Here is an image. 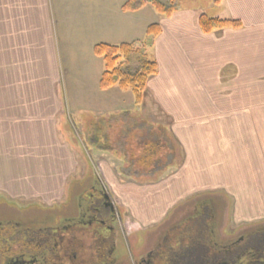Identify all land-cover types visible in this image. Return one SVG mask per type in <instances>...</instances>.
Listing matches in <instances>:
<instances>
[{
	"label": "crops",
	"instance_id": "crops-1",
	"mask_svg": "<svg viewBox=\"0 0 264 264\" xmlns=\"http://www.w3.org/2000/svg\"><path fill=\"white\" fill-rule=\"evenodd\" d=\"M106 1L102 0L99 5L80 4L83 10L93 7L89 15L94 35L109 34L114 23L124 19L127 22L135 19L131 27H121L125 30L123 35H129L124 37L128 41L142 38L153 23L161 25L162 33L153 49L158 73L149 80L137 111L142 114V120L170 121L169 130L184 149L180 169L154 186L165 189L157 199L156 211L151 208L145 212L136 211L134 200H139V194L145 192L143 190L148 185L128 177L122 181L113 172L115 165L119 166L117 159L109 157V162L106 158L100 159L103 178L108 184L114 181L119 188L128 186L132 189L127 191L128 195L122 193V188L118 193L113 190L119 196V205L126 211V218L144 232L151 231L188 198L220 189L230 199L228 209L224 210L235 229L258 226L264 221V199L256 196L262 189H256L259 184L252 179L258 178L253 149L256 155L264 154V99L256 102L241 98L243 94L240 91L264 90V0H222L226 15L218 14V17L240 20L242 27L208 34L202 32L199 25L200 15L206 12L201 6L181 7L169 17L153 10L156 13L152 17L141 18L136 16L142 15L144 8L152 6L146 5L136 12H124L121 7V12L114 15L111 9L105 10ZM53 19L49 0H0V144L6 137V145L14 139L17 143L19 138L27 157L18 167L30 168V177L39 171L46 172L43 177L46 192L49 187L47 196L29 194L28 199H42L47 203L65 198L66 186L85 167L81 145L75 141V136H71L69 121L65 117L67 104L63 97L59 57H63L64 62L66 58L56 44ZM81 19L87 20L88 17ZM111 36L112 39L101 37L95 43L91 42L88 51L95 54L94 48L99 43L115 45L117 41L114 39L120 38L121 34ZM76 53L85 55V47L77 48ZM103 72L104 64L95 77L99 89ZM111 91H116L120 98L131 93L117 86L105 89L103 93ZM82 103L106 115L121 104L116 98L108 104L103 102V107H95V102L79 101L74 106L80 107ZM130 104L135 105L134 98ZM147 108L153 117H146ZM240 122H246L241 125V130ZM259 126L262 128H258V133ZM242 129L249 133V163L240 162ZM88 143L91 150L101 154L99 139H89ZM96 157L101 158L99 155ZM227 157L234 158V163L247 171L246 175L235 167L236 175L225 177V168L234 167ZM262 157L259 167L264 169V155ZM50 175L54 180L48 182L49 185L46 181ZM244 179H249L248 193L244 192ZM0 192L13 200L27 198L13 190L0 189ZM170 193L171 197L166 202L165 195Z\"/></svg>",
	"mask_w": 264,
	"mask_h": 264
},
{
	"label": "rangeland",
	"instance_id": "rangeland-1",
	"mask_svg": "<svg viewBox=\"0 0 264 264\" xmlns=\"http://www.w3.org/2000/svg\"><path fill=\"white\" fill-rule=\"evenodd\" d=\"M49 1L53 9L54 38L59 50L61 51L62 55L66 58V62H64L63 57H59V60L61 61L60 65L63 83V97L67 104L65 117L66 120H72L73 123H75L80 129L79 133H81L80 137L82 138L80 145L85 155L84 156L81 154L84 158V161L82 160V162L85 167L82 171H80L81 174L79 176L77 175L76 177H74L73 181L66 186V194L68 193V191L69 193L72 191L74 193H77L80 189L84 188L88 184V178L85 179V170H87V167L89 166V172H91V177L92 175H94L97 177V179L99 178L98 180L102 181L101 185L103 186L105 193H108L109 197L112 198L109 200L114 204L115 207L114 212L117 216L116 224L119 227L120 234L123 236V238L124 234H127L126 240L122 239L119 240V242L117 243L116 248L114 249L117 253L116 256L127 260L129 259L132 264L134 262V259L137 260L146 253L148 249L147 244L151 232H137L136 230L131 231L132 228L130 226H133L134 223L130 222L129 219L126 218V211L119 205V196L116 193H118V191L120 192V189L122 188V193L124 195H128L127 191L132 189H128L130 188L128 186H126V188H119V186L115 184L114 181L112 183L113 185L108 184L103 178V170L101 169L103 162L101 160H104L106 158L109 162V157L116 158V163L119 166H116L114 164L115 167L113 168V172L119 179L122 178V181H124L123 178L125 177L132 179L133 175L137 176L139 173H141L138 171L136 172L130 168L132 158L140 157L139 163H141L142 167L148 164L150 165L152 161H157L155 163L157 166V171L155 170L156 173L154 171L150 173H154L153 176L156 175L157 177H159L158 179L154 180L153 177H149L146 179L145 182H143L133 178L136 182L140 184L148 185L145 186V188L147 189L143 190L145 192H141L139 194V200H134V209L136 211L140 209L142 212H145L146 209L151 208L156 211L158 209L157 199L160 198L161 194L165 192V189H162V187L160 188L154 186L168 175H175V172L180 169L179 166L182 165L183 160L181 163L178 164L180 157L179 155H182L180 157V160L182 158L184 159V149L180 142L173 136L172 132L169 130L172 124L170 121L168 122L157 120H142V114L137 111V106L130 104V101H132V99L134 98V94L132 93V91L130 93L132 94V98L130 97L129 93H126V95L120 98L117 96L116 91H111L112 93L109 92L104 94L103 90L99 89V87H97V84H95L96 73L98 71H102L104 61L103 59H99L98 57L94 56L95 54L91 50L88 51V45H90V43L93 41L95 43L96 41L101 39V37H103V39H105V37H107L108 39H112V34H121L120 38L114 39L117 41L115 42V44L144 40L146 38V34L142 38H138L135 40H124L126 39L124 37L129 35H123L125 34V30L121 28L122 25H128L129 27H131V24H133L135 19H128V22L126 21V19L122 21L118 20L114 23V26H112L111 31L108 32L109 34L94 35L95 29L94 25L91 22V15H89V13L93 11V7L83 10V5L80 4L98 3L99 5L102 0ZM127 1L129 0H107L106 3H104V5L107 6L105 7V10L108 11L109 9H111V11L114 12V15L119 14L121 12L122 5L125 4ZM178 1L181 7H186L187 5L201 6L210 15H226L225 5L224 2H221L222 0H219V2H215V0ZM108 6H112V8H108ZM101 7L103 6H100V9H102ZM152 8L153 7L144 8V10L141 12L142 15H137L136 17H152V14L156 11H153L154 9ZM85 13L87 14V16H85ZM85 17H88V19H81ZM115 24L118 25L115 26ZM83 47H85V55H83L82 53L81 55L76 53L77 48L82 49ZM153 48L154 47L152 46L148 50V52L149 56L155 60ZM81 62L83 64L79 66ZM82 79L85 80L80 84V81ZM240 92L241 94H243L241 98H248L256 102H259L261 101V99H264V90H261V88L242 89ZM116 98L121 104L116 106L117 109L113 110V112H111V114L109 115H106L105 113H97L93 109V106H91L93 108L89 107V104L85 106V103H82L80 104V107L74 106L79 101L86 103L95 102L93 103L95 107H103V102H113ZM149 109L150 108L145 109V112L147 111V118L153 117V113H151ZM72 121L68 127L72 132L71 136L74 137L75 134L73 135L72 131ZM245 123L246 122H240V130L241 125ZM258 128H262V126L257 127V132L259 133L260 131ZM93 136L96 137V139L100 140V145L98 146V149H100L101 154H97V151L91 150V144L87 142ZM248 136L249 133L247 134L245 130L242 129L240 134V145L242 147L240 158L241 163L250 162V158L248 155L249 151L247 150ZM6 138L0 144V189H5L8 192H11L13 190L16 191V193H21V195L25 194L27 198L22 197L23 199L13 200L11 196H8L4 192H0V199L11 200V204L16 206L17 209L27 208L29 207L27 205L31 204V201H29L28 199V197L30 196L29 194H40L39 196H47L49 187L48 191L46 192V186H43V177L46 175V172L41 173L42 171H39L34 177H30L28 175V173L31 172L30 168L24 169L21 166L18 167V165H20V163L27 157L25 155L24 150H22L23 145L20 146L19 138L17 140V143L14 139L11 144L6 145ZM74 138H76L75 141H78L77 136H75ZM253 151V163H256L255 168L258 173V178L252 179H255L256 182L259 184L256 189H262V192H257L256 196L260 199L262 198L263 200L264 169L261 166L259 167V165L261 164L259 161H263V159L261 158H263L262 156L264 154L257 153L256 155L255 149H253ZM171 152L173 153L171 154ZM96 155H99L101 158L97 159ZM174 155H176L178 159H176V157L174 158ZM226 159L227 161L233 163L234 167L231 169L225 168V177H233L234 175H236L235 167L236 169H239V171H241L243 175H246L247 171L243 167L237 166L234 163V158L232 159L231 157H227ZM218 171L220 172V169H218ZM143 174L145 175V172H143ZM249 179L243 180L245 193L249 192ZM53 180L54 178L50 175L48 176L46 183L53 182ZM113 190H115L116 193H114ZM218 190L219 191L217 192H208L201 196H214L219 200H222V203L224 204V209H226L227 207H229L230 199L224 192H221L220 189ZM171 193L170 195H165L166 202L171 197ZM121 196L123 195L121 194ZM196 197L198 196H192L187 200ZM38 200L43 205L49 206L52 204L44 202L42 199ZM34 202H36V200ZM125 202L127 203L126 199ZM182 203H180V205ZM222 203L219 202V204ZM260 205H263V202H261ZM127 206L130 207V203H127ZM120 224L121 226L124 225V227L126 228H120ZM258 224H264V221ZM222 225H224L225 228L224 226H222V228L219 229L222 233L227 236L233 235V231H235L236 233H240V235H243L246 231L253 230V228L244 227L238 229L231 228L233 227L232 221H230V217L227 216L226 210H223L222 213ZM123 229H125V232L123 231ZM28 236L34 238V242H36L38 237H40L39 234H28ZM18 237L20 238V235H18ZM259 238L260 237L258 236V241ZM91 253H93V249L91 250Z\"/></svg>",
	"mask_w": 264,
	"mask_h": 264
},
{
	"label": "flooded vegetation",
	"instance_id": "flooded-vegetation-1",
	"mask_svg": "<svg viewBox=\"0 0 264 264\" xmlns=\"http://www.w3.org/2000/svg\"><path fill=\"white\" fill-rule=\"evenodd\" d=\"M89 170L84 188L49 206L35 199L17 209L0 199V264H131L116 256L127 234H120L112 198ZM219 202L205 195L178 205L150 231L146 253L132 264H264V224L227 236L219 229L224 226ZM130 227L144 232L137 224ZM28 234L40 237L34 242Z\"/></svg>",
	"mask_w": 264,
	"mask_h": 264
},
{
	"label": "trees",
	"instance_id": "trees-1",
	"mask_svg": "<svg viewBox=\"0 0 264 264\" xmlns=\"http://www.w3.org/2000/svg\"><path fill=\"white\" fill-rule=\"evenodd\" d=\"M216 2H219V0H216ZM146 5H151L154 10L166 17L171 16L181 8L178 0H129L122 6V10L124 12H136ZM199 25L202 32L208 34L224 29H240L242 22L204 12L199 17ZM161 33V25L153 23L147 27L144 40L115 45L109 43L97 44L94 52L104 61V72L100 80L101 89L105 90L117 86L122 90H130L134 94L135 105L139 107L144 99L149 80L158 73L157 62L149 56L148 50L152 46L154 47L156 39ZM92 138L96 139L94 136ZM175 157L176 155H174ZM180 157L178 164L183 160V158L180 160ZM139 158L131 159L130 168L136 172H141L137 176L133 175V178L143 182L149 177H153L154 180L158 179L159 177L150 173L157 171L155 164L157 161H152L150 165L142 167ZM143 172H145V175Z\"/></svg>",
	"mask_w": 264,
	"mask_h": 264
},
{
	"label": "built area",
	"instance_id": "built-area-1",
	"mask_svg": "<svg viewBox=\"0 0 264 264\" xmlns=\"http://www.w3.org/2000/svg\"><path fill=\"white\" fill-rule=\"evenodd\" d=\"M71 121L72 120H70V124H71ZM72 124H73V131L75 132V134H77L79 136L80 135L79 128L77 127V125L75 123H73V121H72Z\"/></svg>",
	"mask_w": 264,
	"mask_h": 264
}]
</instances>
